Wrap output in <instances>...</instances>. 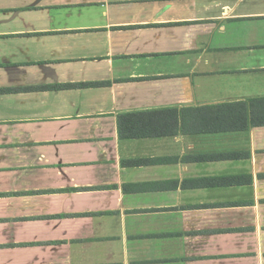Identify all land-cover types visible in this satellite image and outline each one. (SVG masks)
I'll return each mask as SVG.
<instances>
[{"label":"crops","instance_id":"obj_1","mask_svg":"<svg viewBox=\"0 0 264 264\" xmlns=\"http://www.w3.org/2000/svg\"><path fill=\"white\" fill-rule=\"evenodd\" d=\"M0 264H264V0H0Z\"/></svg>","mask_w":264,"mask_h":264},{"label":"trees","instance_id":"obj_2","mask_svg":"<svg viewBox=\"0 0 264 264\" xmlns=\"http://www.w3.org/2000/svg\"><path fill=\"white\" fill-rule=\"evenodd\" d=\"M129 117H132V116H129ZM122 122H123V117L120 118V129H121Z\"/></svg>","mask_w":264,"mask_h":264}]
</instances>
